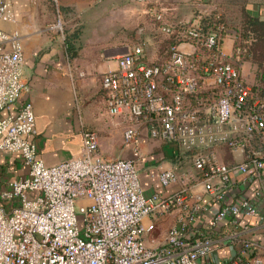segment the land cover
Segmentation results:
<instances>
[{
  "label": "built area",
  "instance_id": "obj_1",
  "mask_svg": "<svg viewBox=\"0 0 264 264\" xmlns=\"http://www.w3.org/2000/svg\"><path fill=\"white\" fill-rule=\"evenodd\" d=\"M134 1L150 5L161 32L176 43L155 61L141 43L117 55L116 67L101 79L106 111L128 120L123 146L136 158L138 136L146 130L163 144L191 152L192 168L161 171V185L178 182L179 188L146 196L135 159L103 157L98 135L88 129L81 131L78 156L46 166L34 141L32 104L2 114L28 85L21 40L0 29V151L17 154L27 168L26 176L0 190V264H200L219 244L239 249L214 264H264V237L255 235L264 230V84L242 78L239 50L228 56L221 49L225 34L175 23L154 0ZM51 2L53 27L64 38L59 0ZM13 19L12 0H0V21ZM219 146L232 162L219 158ZM196 184L207 202L194 194ZM172 210L179 213L175 224L149 245L145 236L154 224L145 218ZM205 213L212 230L224 222L231 229L217 238H192L191 223Z\"/></svg>",
  "mask_w": 264,
  "mask_h": 264
},
{
  "label": "crops",
  "instance_id": "obj_2",
  "mask_svg": "<svg viewBox=\"0 0 264 264\" xmlns=\"http://www.w3.org/2000/svg\"><path fill=\"white\" fill-rule=\"evenodd\" d=\"M219 0H154L157 8L175 22L198 23L201 12L207 13ZM14 19L0 21V29L18 36L23 50L22 77L28 90L11 109L13 113L23 102L32 104L36 134L34 141L39 158L46 166L76 157L81 152V131H94L99 139V151L106 158L135 159L140 185L146 196L166 195L179 188L178 182L163 186L159 173L175 168L178 172L192 168L191 152H184L172 145L163 144L142 130L141 157L136 158L132 148L123 146L122 132L128 120L110 116L106 111V94L101 85L104 72L116 67L115 57L136 44H143L149 61L166 57L167 34L153 21L150 5L134 0H59L65 20L64 38L54 29L55 11L51 0H12ZM247 13L264 20V0H252L244 6ZM232 29L227 30L222 51L233 55ZM66 41L75 53L69 56ZM157 36L158 39L156 38ZM156 39V40H154ZM164 42V43H163ZM179 47L191 51L192 47L180 43ZM242 78L249 84L258 83L256 66L248 60L239 61ZM226 148H216L218 156ZM27 168L17 154L0 151V190L10 179L26 176ZM194 194H202L201 186L193 187ZM232 201V197H228ZM178 211L145 218L144 223L154 224L145 236L149 245L160 242L169 227L175 224ZM211 215L202 214L189 227L192 238L210 235L221 237L231 229L224 222L216 230L210 227ZM152 234H154L152 236ZM264 237V230L255 234ZM238 246L219 244L200 264L226 262L238 252Z\"/></svg>",
  "mask_w": 264,
  "mask_h": 264
},
{
  "label": "trees",
  "instance_id": "obj_3",
  "mask_svg": "<svg viewBox=\"0 0 264 264\" xmlns=\"http://www.w3.org/2000/svg\"><path fill=\"white\" fill-rule=\"evenodd\" d=\"M215 7L209 10L207 14L199 17V27L202 30L216 31L217 33L224 35L227 30L232 29L234 31V39L236 38L240 42L234 45L233 56L237 55V49L239 50L240 60H248L256 66V77L258 84H264V20L259 19L256 16H252L246 12L244 6L242 7V22L240 28H231L226 26L222 21V14L220 11H215ZM153 18V17H152ZM154 22L159 21L153 18ZM164 42L169 45L176 43L175 37L170 34L167 35ZM163 42V43H164ZM66 49L69 56H72L75 51L73 45L66 41ZM234 44V42H233ZM240 45V46H238ZM227 151V149H226ZM228 152V151H227Z\"/></svg>",
  "mask_w": 264,
  "mask_h": 264
},
{
  "label": "rangeland",
  "instance_id": "obj_4",
  "mask_svg": "<svg viewBox=\"0 0 264 264\" xmlns=\"http://www.w3.org/2000/svg\"><path fill=\"white\" fill-rule=\"evenodd\" d=\"M251 2L252 0H219L216 3V5L212 7V9L215 7L216 8L215 11H220V13L222 14L221 15L222 21L225 23L226 26H229L231 28H240L242 22V16H241L242 7L247 6V4H250ZM201 16H203V12H201ZM158 37L160 36H157L156 38L158 39ZM233 42L234 45H236L240 41L237 40L236 38L234 39L233 37ZM219 158L224 162L233 161L232 157L225 150H223L222 155L219 156ZM79 227H81L80 221H79ZM153 235L154 234H152V236Z\"/></svg>",
  "mask_w": 264,
  "mask_h": 264
}]
</instances>
